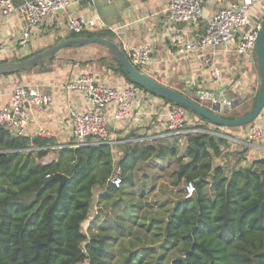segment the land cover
I'll return each mask as SVG.
<instances>
[{"label":"crops","instance_id":"crops-1","mask_svg":"<svg viewBox=\"0 0 264 264\" xmlns=\"http://www.w3.org/2000/svg\"><path fill=\"white\" fill-rule=\"evenodd\" d=\"M24 1L26 0H13L15 4H21ZM235 1L237 0H205L203 6L205 19L212 17L220 7ZM166 3L167 0H77V2L72 0L69 7L30 30L31 36L25 48L18 45L23 22L17 14H11L8 18L0 19V61L25 59L68 39L72 34L67 29L68 18L82 16L100 19L105 27L103 31L106 33V36L102 37L114 41L120 47L140 43L149 44L152 48V58L150 65L144 68V72L200 104H206L209 100H201L200 93H205L207 96L225 95L234 97L237 101L238 97L243 100L245 97L243 94L249 92V97L254 96L251 95L250 90V84L253 81L247 76L249 70L243 68H246L244 64H250V60L247 59L252 58L255 52L247 57L241 56L229 46L228 50L222 47L215 52L193 51L188 59L177 58V45L190 36L199 34L205 20L190 26L174 25L168 20L165 12ZM263 16L264 3L255 5L245 29L260 24ZM95 44L97 45L93 43L91 46L82 48L76 46L60 49L55 54V60L44 69L34 70L33 68L31 72L25 70L20 72L19 76H0V104L2 105L8 104L10 91L16 84L15 80L19 79L31 90L48 99L43 105L28 106L25 135L32 139L39 136L51 139L55 144L50 145V148L69 146L75 141L69 109L82 111L88 106L82 95L67 90L65 85L81 72H89L98 80L118 88L129 84L121 74L104 65L105 63L100 60L103 56ZM212 62L221 71L218 79L210 77L209 70ZM242 65L243 68H241ZM193 78H196L195 84L191 87L189 82ZM168 105L151 93L140 89L127 118L109 119L108 140L111 144L114 172L109 181L111 188L107 193L106 186H97L94 189L88 218L84 221L87 224L85 232L88 235L108 236L107 248L114 249L120 243L123 245L129 242L136 243V246L132 248L137 252L136 256L142 255L146 260H152L154 253L146 250L145 246L152 247L158 243L159 229L163 230L168 214L177 202L170 200L168 193H159L158 187L160 183H166L165 180L168 178H172L174 183L178 169L176 157L181 158L183 162L189 160L185 154L187 141L183 145H178L176 139L163 136L162 122L154 110H160ZM213 106H215L214 112L219 116L229 113V110L226 112L223 106L211 103L210 108ZM186 119L189 125L201 126L200 123L190 122L189 112ZM250 125L264 127V107ZM246 128L239 129L234 133L235 136L205 128L217 135H224L220 152L212 156V165L213 167L221 165L225 175L229 174V168L249 166L252 161L264 157V142L245 146L242 144L243 140L238 142L231 140L233 137H240ZM40 129L44 132L40 133ZM127 141H144L154 146L160 144L173 147L177 155L165 158L149 157L139 161L133 170L131 181H123L119 187H116L111 183V179L119 174L117 161L123 155L122 144ZM49 153L53 154L49 162L56 159V152L50 150L47 154ZM45 156L39 161L45 163ZM182 180L184 179H180L178 183ZM127 212L136 215L130 221L131 228L133 232L140 234H119V229L122 228H114V226L113 229L117 230L115 233L111 232L112 227L107 226V220L111 216H116L120 220V225L123 226L121 222H129L125 217ZM144 237L148 240L145 241Z\"/></svg>","mask_w":264,"mask_h":264},{"label":"trees","instance_id":"trees-1","mask_svg":"<svg viewBox=\"0 0 264 264\" xmlns=\"http://www.w3.org/2000/svg\"><path fill=\"white\" fill-rule=\"evenodd\" d=\"M76 36L106 33H72L69 38ZM113 58L116 66L106 64L108 68L121 74L128 85L150 93L135 84ZM186 141V162L176 157L173 147L144 141L123 143V155L117 161L123 183L131 181L139 161L176 157L174 183L183 178L195 185L193 195L178 200L169 212L162 230L164 250L155 264H161L166 250L184 256V260L172 262L170 258L168 264H264V157L225 175L221 165H212L223 137L194 133L188 134ZM54 144L49 138L15 135L0 125V264H108V236L88 235L82 225L88 218L94 189L106 186V193L110 191L114 173L111 144L90 138L79 146L50 148ZM30 146L36 149L26 151ZM50 150L56 152V159L40 162ZM56 173L67 176L57 196L59 182L51 179ZM120 249L123 258L118 264L143 260L135 257L133 249Z\"/></svg>","mask_w":264,"mask_h":264},{"label":"built area","instance_id":"built-area-1","mask_svg":"<svg viewBox=\"0 0 264 264\" xmlns=\"http://www.w3.org/2000/svg\"><path fill=\"white\" fill-rule=\"evenodd\" d=\"M72 0H26L21 4H15L13 0H0V19L8 18L11 14H17L23 22V30L18 39L21 48L28 46L31 36L30 30L37 27L46 19L53 18L56 13L69 7ZM77 2V0H74ZM205 0H167L165 12L168 20L174 25H193L205 20L202 30L195 36H190L176 47L177 58L188 59L193 51L215 52L220 48L228 50L231 46L236 54L249 56L255 52L256 41L260 24L250 29L248 25L254 6L264 3V0H237L220 7L212 17L205 19L203 6ZM67 29L74 34L82 32H94L105 29L100 19L82 16L69 17ZM112 29V28H109ZM114 30V29H112ZM237 38V40H235ZM126 57L133 66L144 72L151 63L152 48L149 44L140 43L124 45L121 47ZM209 62L208 60L206 61ZM210 77L218 79L221 71L211 63ZM196 78L190 80L189 85L194 86ZM66 89L77 92L87 102L86 110L69 109V118L72 124V133L75 141L71 146H79L88 143V138L94 142H108V121L110 118L124 119L130 114L134 102L137 100L140 89L133 85L123 88L112 86L100 81L89 72L79 73L73 80L65 85ZM201 100L209 99L212 104H218L231 110L238 102L236 98L219 94L207 96L200 93ZM48 99L31 90L26 84L16 83L10 91L8 104H0V125L10 129L15 135L25 134L28 120L27 108L29 105H43ZM163 125V136L176 139L178 145L186 142L188 134L210 133L198 125L187 123L188 111L185 107L175 104L168 105L160 110H154ZM44 130L40 129V133ZM218 136L224 137L219 134ZM238 142L243 140L245 146L256 142H264V127L249 125L240 137L231 138ZM36 147L30 146L26 151ZM48 178L49 175H46ZM111 183L119 187L122 181L119 176L111 179ZM195 185L192 181H185L183 194L185 198L193 195ZM76 264H89L87 261H79Z\"/></svg>","mask_w":264,"mask_h":264},{"label":"water","instance_id":"water-1","mask_svg":"<svg viewBox=\"0 0 264 264\" xmlns=\"http://www.w3.org/2000/svg\"><path fill=\"white\" fill-rule=\"evenodd\" d=\"M88 43H97L102 46H105L111 52V54L116 57V59L122 66V69L130 76L131 80L135 84L141 86L142 88L146 89L157 97L170 100L178 105L185 107L186 109L195 112L196 114L207 119L214 125L221 127H236L249 124L257 118V116L264 107V16L260 23V28L255 46V53L260 74V85L257 99L254 106L247 114L235 119H226L219 116L213 110L215 109V106H213V108L204 107L202 104L198 103L189 96L170 88L169 86L157 81L152 76L139 70L131 64V62L126 57L124 51L117 43L102 36L71 37L60 41L52 46H49L46 49L28 58L15 61H0V76L16 74L28 70L32 67L38 66L41 63L53 59L55 57V54L60 49H63L65 47L82 46ZM225 111L227 112L228 109H225ZM255 170H257V168H255ZM51 179H56L59 182L58 189L55 194V196H57L65 180L67 179V176L63 173H56L51 177ZM174 260H184V256L176 255L174 258L171 259V262Z\"/></svg>","mask_w":264,"mask_h":264},{"label":"rangeland","instance_id":"rangeland-1","mask_svg":"<svg viewBox=\"0 0 264 264\" xmlns=\"http://www.w3.org/2000/svg\"><path fill=\"white\" fill-rule=\"evenodd\" d=\"M93 45V43H88L86 45H82V46H79V48H82L83 46H91ZM95 47L98 48L101 52V56H103V60H104V65H115L116 66V62L113 58V56L110 54L109 50L102 46V45H96L95 44ZM66 48V47H65ZM75 49V48H74ZM67 50V49H66ZM59 56V55H58ZM56 56L53 58V60H55ZM52 60V61H53ZM248 61L250 60V64H244V67L246 68H243V65L241 68L243 69H248V78L252 81L253 83L250 84V90H251V95H254L252 97H249L250 96V92L249 93H246V94H243L245 97L244 99L242 100L241 98L238 97V102L235 104V106L229 110V113L221 116L223 118H226V119H235V118H239V117H242L243 115L247 114L251 109L252 107L254 106L255 102H256V99H257V95H258V91H259V85H260V74H259V69H258V62H257V57H256V53H254L253 57L252 58H249L247 59ZM247 60H245L246 62H248ZM49 62V63H46L44 66L42 67H32L30 69H28V72H31V70H41V69H44L45 67H48L50 66V64L52 63ZM103 62V61H102ZM21 73H18V74H13V75H10V76H19ZM254 78V79H253ZM248 79V82L250 81ZM22 83L20 82V79L19 80H15V83ZM248 87H249V84H248ZM201 102V100H199ZM202 104V103H201ZM204 107H207V108H210V105H211V101L210 100H207V103L206 104H202ZM189 118H191L190 122L192 124H201V126H203V128H212L213 130L215 131H218V132H227L228 135H231V136H235L234 133L237 132L239 129H245L248 125L252 124L254 121H252L251 123L249 124H246V125H242V126H236V127H221V126H216L212 123H209L207 121H204L201 119V117H199L198 115H196V113L194 112H189ZM52 156L53 154L52 153H49L47 154L45 157H46V161L45 163L49 162L50 159H52ZM232 169V168H231ZM231 169L229 168V171H231ZM144 171V170H142ZM146 172V171H144ZM230 173V172H229ZM166 183H160V186L158 187L159 189V193H163V194H166L168 193L170 195V200H174V201H178V200H181L184 198V194H183V186H184V183L185 181L182 180L180 181L179 183L175 184L173 183V179L172 178H168L167 180H165ZM207 190V188H206ZM161 200V199H159ZM136 215L132 214L131 212H127L125 214V217L127 219V221L129 222H121L122 225H120V220L118 217L116 216H111L108 220H107V226H110L112 227V231L111 232H116L115 229H113V226L114 228H122L124 227V229H119L120 230V233L119 234H133L135 235L136 231H132V223L130 221H132L134 219ZM125 225V226H124ZM140 226V224H137ZM86 226L87 224L84 223L82 225V228L83 230H86ZM157 232V230H155ZM160 231V234H159V238H158V243L154 244V246H145V248H147L146 250H150V251H153L154 255H153V259L152 260H146L144 259L143 257V260H141V262H137L136 264H155L156 263V260L159 258V256L162 254V251L164 250V247H163V243H164V235L161 233L162 229L160 228L159 229ZM137 234H140V233H137ZM136 234V235H137ZM113 236V235H112ZM145 241L148 240L146 237H144ZM122 244V245H121ZM136 246V243H131L129 242L128 244L126 245H123V243H120L119 245H117L114 249H109L108 248V253H107V256H106V259L108 261V264H118L119 262H121L122 258H121V249L120 247H123V248H128V249H132ZM138 246V245H137ZM126 256V255H125ZM145 256V255H143ZM174 256H176V251H165V258L162 260L161 264H168V260L170 258H173ZM136 258H140L142 257V255H139V256H135Z\"/></svg>","mask_w":264,"mask_h":264}]
</instances>
